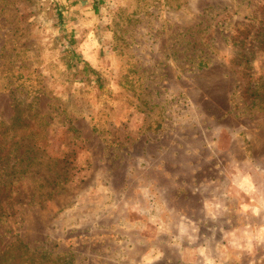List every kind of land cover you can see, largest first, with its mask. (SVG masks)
<instances>
[{"label": "rangeland", "instance_id": "374dc122", "mask_svg": "<svg viewBox=\"0 0 264 264\" xmlns=\"http://www.w3.org/2000/svg\"><path fill=\"white\" fill-rule=\"evenodd\" d=\"M245 57L264 0H0V264H264Z\"/></svg>", "mask_w": 264, "mask_h": 264}, {"label": "trees", "instance_id": "16d2710c", "mask_svg": "<svg viewBox=\"0 0 264 264\" xmlns=\"http://www.w3.org/2000/svg\"><path fill=\"white\" fill-rule=\"evenodd\" d=\"M252 54V53H251ZM251 61V59H249L248 57H245L244 62L247 64V68L248 71H250L249 75H247L248 77V82L246 83L248 86L247 91L245 93V95H247L248 97L252 98L253 101H259L261 104L264 103V75L259 77L258 80L256 82L253 83V74H251L252 71V65H248L249 62ZM241 96H244V94Z\"/></svg>", "mask_w": 264, "mask_h": 264}]
</instances>
